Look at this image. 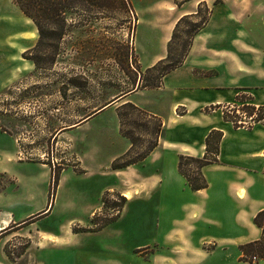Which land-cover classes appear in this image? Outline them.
Returning a JSON list of instances; mask_svg holds the SVG:
<instances>
[{"label":"crops","instance_id":"0c3cea01","mask_svg":"<svg viewBox=\"0 0 264 264\" xmlns=\"http://www.w3.org/2000/svg\"><path fill=\"white\" fill-rule=\"evenodd\" d=\"M200 4L207 5L212 11L211 17L206 27L195 37L181 67L165 76L157 89L142 88V76L138 72L137 85L89 114L80 107L91 100V85L88 88L49 85L52 92L48 95L43 92V86H47L44 83L21 81L16 84L17 78L30 77L37 69L34 62L24 59L23 55L35 50L40 35L27 17L15 24L17 28L14 33L11 27L8 28V33L2 36L4 48L9 49V53L6 49L3 55L7 72L0 79V85H27L24 90H29L37 97L26 104L25 113L20 114V119H16L18 116H5L3 121L0 120V140L4 142L0 147V264H73V257L69 254L77 238L73 228L82 224L76 217L86 216L87 221L83 226L89 224L100 211L105 193L113 190L118 192L123 182L129 180L140 182L142 193L149 198L163 196L166 199L169 196L190 194L195 201L181 204L183 218L178 223L180 226L210 213L203 223L209 230L201 234L197 241L175 244V250H190L195 251L192 255L196 254V258L182 257L179 264H204L207 258L200 255H205L202 249L209 241L215 243L213 254L220 250L235 249L260 238V231L256 229L259 236L252 239L249 237L238 245L236 236L231 234L235 226L238 230L250 232L251 227H255L253 219L264 210V127L235 129L223 120L222 112H207L211 106L231 103L241 92L253 96L255 106H264L258 96L264 91V85L251 84L253 77L262 75H252L251 65L241 58L238 60L232 44V28L239 20L242 24L246 23L245 20L250 18V13L246 12L249 8L244 4V12L240 16L223 11L222 24L215 33H209L210 23L215 13L221 10L220 7L212 3L211 8L210 0L185 2L177 7L174 23L161 18L146 23L149 32L153 34L142 36L144 49L137 39V29L135 57L142 72L164 60L176 23L182 17L195 14ZM143 24L144 21L139 20L138 28ZM155 41L159 43L158 49L153 47ZM12 66L19 74L11 70ZM260 71L264 72V57H261ZM77 91L81 92V96H77ZM120 102L132 104L160 118L163 131L158 147L145 161L125 170L112 171V163L131 147L130 142L121 135L117 112L112 111ZM31 110H39L34 119L36 127L42 129V134L60 148L59 157L53 153L49 161L44 160L48 153L38 146L42 141L38 138L42 134L29 137L22 131L23 124L31 120ZM108 112L112 114L113 133L124 143V148L112 154L105 167L98 156L101 151L108 150L106 127L110 123L107 119L98 120ZM213 131L223 135L217 162L202 170L208 187L193 192L179 172L180 157L202 159L206 154V139ZM63 155H66L65 159L73 156L77 166L70 163L61 171L56 196L51 204L53 169L60 167L59 162L65 160ZM51 160L54 163L51 164ZM144 168H148V172L142 171ZM94 172L101 175L109 173L118 180L119 186L102 188L97 201L89 198L86 210L82 211L76 206L75 190L73 194L67 192L63 195L65 186L67 182L76 183L87 179ZM122 194L125 196L127 193ZM231 217L236 218L233 224ZM189 231L193 229L189 227ZM64 251L66 254L62 259L60 254ZM240 259L241 253L238 263L250 264ZM158 263L177 264L171 258L157 260L154 257L153 264Z\"/></svg>","mask_w":264,"mask_h":264},{"label":"rangeland","instance_id":"374dc122","mask_svg":"<svg viewBox=\"0 0 264 264\" xmlns=\"http://www.w3.org/2000/svg\"><path fill=\"white\" fill-rule=\"evenodd\" d=\"M126 3L129 4L128 7L116 5L112 8H103L101 12L93 11V13L77 8L69 10L66 13L67 22L63 31L55 26H51L52 30L46 28L42 43L39 44L38 42L33 52H27L23 55L24 59L38 60L42 68L36 69L30 77L17 78L16 84L21 81L44 83L47 86H43V92L48 95H51L52 92L49 85H78L86 88L91 85V100L85 106L80 107L86 111V114H89L95 108H101L105 103H110L117 96H121L124 91L133 85H137L138 72L142 76L140 78L142 85L155 83L160 72L148 73L149 69L142 72L137 64L134 49L136 31L138 29L137 39L144 49L142 36L153 34L149 32L146 23L155 18L166 19L170 23H174L177 7H180L184 0H126ZM212 3L213 6H218L221 10L215 13L208 29L209 33H215L219 25L222 24L223 11L232 13L235 16L239 14L240 16L244 12L242 9L245 6L244 4L249 8L246 12L250 13V18L245 20L246 23L242 24L239 20L233 28L231 27L234 29L232 44L238 55V60L240 61L239 58H241L251 65L252 75L258 73L262 75L257 78L253 77L251 84L264 85V72L260 71L261 57H264V0H210V6ZM202 12L204 13L205 10H202ZM24 18L25 16L14 0H0V39H2L0 40V79L7 72V66L3 63L6 60L3 56L4 50L7 48H4L2 36L8 33L10 27L14 33L15 28H17L15 24L21 23ZM139 20H143L144 24L138 28ZM190 23V21L184 23L177 34V40L173 45V59L175 60L181 54V40H186L184 33L189 29ZM62 32L65 34L64 39L59 38ZM153 47L158 49L159 43L155 41ZM7 51L9 53V49ZM53 62L56 65L52 66ZM11 70L19 74L14 66L11 67ZM25 86L27 85H0L1 121L5 116L15 118L18 116L16 119H20V114L25 113L26 104L37 97V95L33 96L29 90L25 91ZM76 94L81 96L79 91ZM258 96L259 102L264 104V91H261ZM238 97H241V101H237ZM259 102H256L257 105ZM123 103L116 104L112 111L118 113V109L125 105ZM252 105H254L253 96L241 92L236 95L231 103L222 106H211V110H208V112H222L223 120L227 116L230 120L228 123L233 127L232 119L237 124L242 121V124H238L242 130H252L259 126L264 127V121L257 122L260 118L259 115L253 118H249L247 115L246 111H250L247 110V107ZM255 107L256 109L259 108V106ZM38 111H29L31 112L29 118L31 120H25L26 123L23 124L22 131L29 137H38L42 134V129H38L34 121ZM133 117L138 118L128 120L127 128L134 132L137 137H146L144 130H137L138 125H142L144 120L137 115ZM133 117L131 119H134ZM101 119L103 121L107 119L110 123L106 127L108 150L101 151L98 156L103 164L102 166L106 167L111 155L121 151L124 148V143L113 133L111 112L101 116L98 122ZM133 122L138 123L133 126ZM42 135L38 138L42 140L38 143L40 144L38 146L43 148V152L48 153V155L45 154L47 157L45 156L44 160L49 161V157H52L53 153L58 154L59 157L60 148L52 139ZM3 145L4 142L0 140V147ZM84 151L88 154L87 150ZM65 156L62 157L65 159ZM58 160L60 159L58 158ZM50 163L52 164L54 161L51 160ZM59 163L60 167H56V172H61L71 164L77 166L73 156H68ZM55 164L58 163L55 162ZM146 170L148 172V168H144L142 171L145 172ZM85 179H81L76 183L67 182L63 194L65 195L67 192L73 194V190H75L76 206L82 211L86 210L89 198L91 201L97 199L102 188L105 186H119L118 180L114 179L109 173L101 175L94 172ZM139 183L129 180L123 182V187L118 192L115 190L109 192V197L105 193L104 196L107 197L108 203L103 212L105 219H109L121 210L118 207H121L124 203L116 197L118 194L124 197L127 203L120 211V215L101 232L76 233L77 238L74 240V248L71 249L70 247L71 250L69 251L70 256L73 257V264H153L154 257L157 260L159 258H171L179 264L182 257L196 258V254L192 255L195 251L175 250L174 246L185 241H197L201 234L209 230L208 226H204L203 223L205 219L209 218L210 213H206L204 218L199 217L193 222H189V224L180 226L178 223L183 218L181 204L195 201L194 198L190 194L180 197L169 196L166 199L163 196L149 198L142 193L141 183ZM122 192L127 194L124 196ZM51 200L53 204L54 199ZM66 218L70 219L72 217ZM76 218H79L82 224L74 226L73 230L75 232L80 228L91 227L90 223L83 226L87 221L86 216ZM235 219V217L230 218L231 224L234 223ZM189 227L193 229L192 232L189 231ZM256 229L252 226L251 231L248 232L238 230L235 226V231L231 235L236 236V242L239 245L249 237L252 239L257 235L259 236ZM175 230H178V232H175ZM229 232L231 231L229 230ZM215 249L214 241H209L203 246L202 251L205 255H200V257H205L207 260L212 259L210 262L206 260L204 264H241L238 263L240 257L239 246L235 249L220 250L211 254ZM199 252L201 253V251ZM65 254V251L61 252L62 259Z\"/></svg>","mask_w":264,"mask_h":264},{"label":"trees","instance_id":"16d2710c","mask_svg":"<svg viewBox=\"0 0 264 264\" xmlns=\"http://www.w3.org/2000/svg\"><path fill=\"white\" fill-rule=\"evenodd\" d=\"M22 14L30 19L34 25L37 27L40 40L39 44L42 43L45 37V29L50 30L51 26H55L63 31L66 28V13L72 9H81L85 12L93 13L101 12L103 8H112L114 6L122 5L129 6L126 3V0H14ZM191 0H184L188 2ZM202 10H205L203 13ZM94 12V13H95ZM212 11L207 7L206 4H200L197 9V12L193 15L182 17L176 24L172 38L167 46V56L164 60L158 62L154 67L149 69L148 73H157L160 72L159 78L155 83L149 85H142V88L147 89H157L160 87L162 79L182 66L185 59L187 58L195 37L206 27L208 24ZM187 21H190V27L185 32V41L181 40V54L177 60L173 59V45L177 40V34L182 28L183 24ZM65 34L62 32L59 35L60 39H63ZM34 62L37 69L42 68L41 64L36 59H30ZM143 79V78H142ZM237 101H241V97L237 98ZM246 111L249 118L259 115L257 122L264 121V107L261 106L256 109L255 105L247 107ZM211 110L210 108L207 109ZM118 119L120 123V132L121 135L130 142V149L120 158L116 159L112 165V171H121L125 170L131 166L137 165L145 161L152 152L158 147L159 139L163 131V122L160 118L151 115L132 104H125L120 109H118ZM139 116L144 120L142 125H138V129L144 130L146 137H137L134 132L130 131L127 128L128 120H135ZM134 119H131V118ZM238 118V117H235ZM226 122H230L227 116L224 117ZM138 122H133L132 125L136 126ZM231 123L234 125L235 129H240L238 126L239 123L242 124V121H239L238 124L235 120H231ZM251 128V127H250ZM222 133L219 131H213L209 134L206 139V154L202 159L190 158L181 156L179 161V172L187 180V183L190 189L193 192H198L204 190L208 187V183L203 177L202 170L208 165H211L217 162V157L219 155V146L222 140ZM56 169V168H55ZM53 169L52 184L50 190V203L51 199H55L56 192L59 186L60 173L56 172ZM107 197L110 196V193H106ZM107 197L102 198V207L98 213L91 219L89 228H80L75 233H96L101 232L110 222L114 221L119 215L122 208L127 203L124 197H121L119 194L116 196L124 204L118 208L120 211H117L116 214H113L109 219L103 217V212L107 207ZM52 204V203H51ZM116 216V217H115ZM104 218V219H100ZM253 224L260 231V238L254 242L242 245L239 247L241 253V262H246L253 264L255 262H264V210L259 212L256 217L253 219Z\"/></svg>","mask_w":264,"mask_h":264}]
</instances>
